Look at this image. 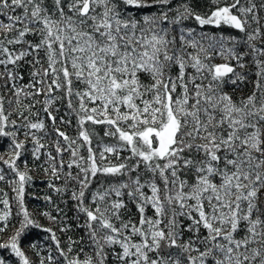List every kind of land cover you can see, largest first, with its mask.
<instances>
[{
	"label": "snow or ice",
	"instance_id": "6c2138e0",
	"mask_svg": "<svg viewBox=\"0 0 264 264\" xmlns=\"http://www.w3.org/2000/svg\"><path fill=\"white\" fill-rule=\"evenodd\" d=\"M0 69V181L21 210L13 225L0 200V264H36L29 249L38 264H264V0H0ZM73 120L74 137L57 124ZM25 153L70 192L89 251L61 245L58 206L42 213L55 230L24 207ZM32 230L46 255L24 247Z\"/></svg>",
	"mask_w": 264,
	"mask_h": 264
},
{
	"label": "trees",
	"instance_id": "16d2710c",
	"mask_svg": "<svg viewBox=\"0 0 264 264\" xmlns=\"http://www.w3.org/2000/svg\"><path fill=\"white\" fill-rule=\"evenodd\" d=\"M192 6L195 8L198 12H203L207 10V7L209 5V0H191ZM144 13L141 12L140 15H143ZM191 26V22H188ZM199 31V29H198ZM204 31L212 33L215 32L216 29H214L212 26H206ZM224 34H228L230 29L225 28ZM31 38V37H30ZM43 55V53H41ZM31 60V57L28 58ZM215 63L222 62L220 58H217ZM2 70V69H0ZM32 71V66L30 63H23L22 67L20 68V74L23 76V80L18 81L17 83L19 85H27L31 79L29 73ZM249 74V83L243 87V91H237L236 96L239 97L241 95H247L250 94L252 90V83L251 81L255 79L254 76V69L249 68L248 70ZM3 82L0 81V84ZM228 91H232L231 87L226 89ZM7 89L6 88H0V94H6ZM37 99H44L43 96L37 97ZM28 101H25L27 103ZM61 111L57 114L60 116L65 115L66 112V106H60ZM41 105H36V108L33 109V111L40 110ZM58 126L61 127L62 130H64L68 135L75 136L76 135V125L75 121L73 120L72 125L70 126H64L60 125L59 121L57 122ZM103 127L102 126H96V131L100 136H103ZM23 139V136L20 137ZM53 137L49 136L45 138L44 142L46 144H51L53 142ZM7 144V141H3L0 143V153L4 152V146ZM29 149L31 148V144L28 145ZM46 157H42L40 161H34L32 157L25 153L24 160L27 161L28 168L31 170L29 172V175L33 177V180L30 184L26 185L25 187V196H24V207L44 226H50L53 227V229H56L55 225H52L50 221L42 215L44 212H51L52 215H59L55 208L58 206L60 209L63 210L64 213V219L67 221V223L71 224L70 231L66 233H61L57 231V236L61 240V245L66 246L68 243L69 237L72 238V240L80 241L81 238H83L84 243L80 244L79 247H84L85 251H89L87 247V236H86V229H83L81 227L77 226V213L74 211V202L70 199V192L64 193L63 195L57 194L55 192H52L48 188V174L45 173L44 168L47 167V164L45 163ZM64 160H68L67 154L64 156ZM0 167H3V165H0ZM21 169L23 170V164H21ZM67 171V169H65ZM100 182H105L104 177H100ZM56 184L58 186H62V181H56ZM13 185L7 183L6 181H0V200H3L7 198L10 202L11 212L12 216L10 217V220L13 225L17 222V214L20 213V207L19 202L16 200L15 192L12 190ZM6 194V195H5ZM52 196L53 203L49 204L47 201L43 199L44 196ZM0 208H3V205L0 204ZM129 210L132 213H135V208L129 205ZM85 218L81 215L79 217V223H83V220ZM2 223V222H0ZM48 234L46 232H43L41 230H32L29 232L27 239L24 242V247L28 248L29 244L31 243H37L42 246L41 254L46 255V252L43 251V249H46L48 246L52 244L50 240L47 239ZM29 256L36 261V264H38V258L35 256V254L29 249L28 252Z\"/></svg>",
	"mask_w": 264,
	"mask_h": 264
}]
</instances>
